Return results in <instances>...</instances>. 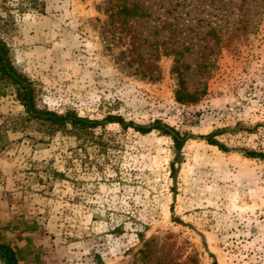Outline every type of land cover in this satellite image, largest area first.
<instances>
[{
    "label": "rangeland",
    "instance_id": "1",
    "mask_svg": "<svg viewBox=\"0 0 264 264\" xmlns=\"http://www.w3.org/2000/svg\"><path fill=\"white\" fill-rule=\"evenodd\" d=\"M120 3L0 0V38L38 106L99 122L51 130L0 83V210L66 264H264V160L244 154L264 152V0H192L174 36L138 21L134 54ZM185 40L197 99L182 103L164 48ZM154 120L183 144L127 125Z\"/></svg>",
    "mask_w": 264,
    "mask_h": 264
},
{
    "label": "trees",
    "instance_id": "2",
    "mask_svg": "<svg viewBox=\"0 0 264 264\" xmlns=\"http://www.w3.org/2000/svg\"><path fill=\"white\" fill-rule=\"evenodd\" d=\"M201 3L197 4V6L200 7ZM192 4V0H121V3L116 6V12L114 16L121 24L129 23V35L132 39L130 42L131 50H129V52H132V54H134L133 50L135 49L137 44L134 39L138 38V33H136L133 28L131 29V27H133L138 21L149 20L161 23L162 27L169 28V31H171L170 33H172V35L174 36L177 35L176 28L178 27V25L184 24L185 22H188L189 24L194 20V17L190 15V6H192ZM152 5H158L160 7L158 9L159 13L156 16L153 15L152 11L150 10ZM162 9L164 11L160 12ZM167 14H172V16H167ZM188 24L185 25L188 26ZM152 26L157 28L154 25ZM215 30V28L211 27L208 32L210 35L216 37ZM188 43V40H185L181 43L180 47L175 46L172 48H164L165 53L170 54L173 57V71L177 75L178 83V88L175 90V99L182 103L192 102L197 99L195 93L191 92L186 85L184 68H188V65H182L180 62V59L184 56L185 50L188 48V46L184 45ZM133 61L138 60H136L135 58L133 59ZM0 83L12 86L14 88L16 100L23 106L27 118L37 120L46 124L51 130L67 127H71L77 130H88L94 128L97 124H99V122L96 120L79 116L71 111L58 113L38 106L35 99V89L32 80L13 64L9 47L1 38ZM109 119H113V121H116L119 124H124L121 117L109 116ZM127 125L133 127L135 130L141 133H147L156 129L163 135L169 136L174 142L175 147L177 148H179L184 142V136H180L178 130H176L173 126L162 123L160 120H154V122L150 123L148 126H137L133 122H128ZM201 137L205 139L209 144L216 145L222 150L225 149L222 143H220L218 140L213 139L212 133L202 135ZM244 154L247 157L259 158L264 160V152L262 151L244 150ZM146 244L147 243L145 242L144 245ZM0 248L7 254L10 264H17L15 255L8 246L0 244ZM146 251L147 249H141L140 254L145 253ZM141 258L143 257L141 256ZM0 259H2L3 264H5L3 256L1 254ZM212 264H217V262L213 261Z\"/></svg>",
    "mask_w": 264,
    "mask_h": 264
},
{
    "label": "crops",
    "instance_id": "3",
    "mask_svg": "<svg viewBox=\"0 0 264 264\" xmlns=\"http://www.w3.org/2000/svg\"><path fill=\"white\" fill-rule=\"evenodd\" d=\"M3 100L4 95L0 94V112L4 110ZM47 242L27 227L17 225L10 214L0 210V244L12 250L17 264H66L55 260L54 252L45 248Z\"/></svg>",
    "mask_w": 264,
    "mask_h": 264
},
{
    "label": "water",
    "instance_id": "4",
    "mask_svg": "<svg viewBox=\"0 0 264 264\" xmlns=\"http://www.w3.org/2000/svg\"><path fill=\"white\" fill-rule=\"evenodd\" d=\"M0 254L3 256L5 264H10L7 254L0 248Z\"/></svg>",
    "mask_w": 264,
    "mask_h": 264
}]
</instances>
